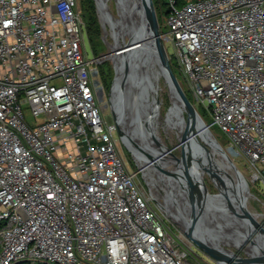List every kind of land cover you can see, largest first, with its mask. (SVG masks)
Segmentation results:
<instances>
[{
  "label": "built area",
  "instance_id": "1",
  "mask_svg": "<svg viewBox=\"0 0 264 264\" xmlns=\"http://www.w3.org/2000/svg\"><path fill=\"white\" fill-rule=\"evenodd\" d=\"M166 3L188 89L264 186V0ZM84 25L78 0H0V264H217L127 167Z\"/></svg>",
  "mask_w": 264,
  "mask_h": 264
},
{
  "label": "water",
  "instance_id": "2",
  "mask_svg": "<svg viewBox=\"0 0 264 264\" xmlns=\"http://www.w3.org/2000/svg\"><path fill=\"white\" fill-rule=\"evenodd\" d=\"M94 1L96 10L99 11L98 1ZM120 2L125 5L127 16L130 17L135 26L134 30H137L142 35V40L134 41L131 38L129 44L124 43L122 46L132 47L140 44L134 58L120 67V75L114 88L112 115L106 120L114 122L120 134L132 147L133 142L126 134V125L123 123L125 106L127 105L126 88L128 85L133 86L134 96H137L140 82L147 80L152 84V79L163 76L170 92V104L167 107L166 113L169 111H174L176 114L180 113L179 121L185 122V132L188 133V136H186L185 132L182 133L180 131V134H182L179 137L178 143L196 165L200 166L201 161L211 164L210 169L203 168L213 179L214 177L217 178L222 184L224 199L209 193L200 184L195 183L188 177L172 160L171 156L168 155L171 149L168 147L165 149L160 146L159 141L155 137H153L155 146L153 149L154 154L150 158L151 162L159 168L160 172L167 179H174L178 183V186L184 193V197L181 198L182 204H186L193 215L190 220L192 223L198 224L205 221L208 218V213L213 210H222V212L231 211L235 218L246 225L247 230L244 236L247 239H255L257 246L254 247V252H248V256H241L233 251L229 254L225 248L211 247L202 237L196 235L191 230L187 229L186 232L191 236L195 244L219 264H257V261L259 264H264V226L262 225V221L257 218L259 213L252 211L247 206L250 193L249 183L242 170L215 137L208 123L181 86L171 66L169 55L162 39L154 1L120 0ZM135 14H139L142 23H144L142 27L137 24ZM144 94L147 97L149 96L148 91H145ZM154 99L156 101V98ZM184 112H186L188 119L184 115ZM192 125H195L197 130H194ZM197 134H200L204 143L198 140ZM189 140L191 141L189 142ZM205 143L209 146L208 149L205 148ZM205 150H212V154L220 155L224 160L223 166L219 167L216 161L214 162V159L212 160L210 155L205 153ZM227 172L232 173L235 177V182L228 179ZM223 174L226 178H224ZM173 199L175 201L173 203H177V197L175 196ZM233 200H237V207L232 205Z\"/></svg>",
  "mask_w": 264,
  "mask_h": 264
},
{
  "label": "rangeland",
  "instance_id": "3",
  "mask_svg": "<svg viewBox=\"0 0 264 264\" xmlns=\"http://www.w3.org/2000/svg\"><path fill=\"white\" fill-rule=\"evenodd\" d=\"M105 4L108 6L109 10L112 12L113 15H119V8L118 3L116 0H104ZM95 2V1H94ZM161 4L157 9V17L159 21L162 22V14L165 13L167 9V3L166 0H160ZM78 7L80 8V0H78ZM161 7V9H160ZM97 11V10H96ZM100 28H101V37H100V52L98 54H108L105 58L98 64L99 68V80L101 82V90L99 92V101L103 110V113L105 115V119H108L110 115H112V96L114 98V88L117 82V79L120 75V65L121 62L118 57L111 56L110 52L114 50H119L122 48L124 43L129 44L131 41V37L128 36L126 31L119 30V34H121V39L119 40V45L115 48V38L112 34L113 28L116 27L111 25L107 21H103L101 19V16L99 14V11H97ZM102 20V21H101ZM109 24V25H108ZM161 29L164 31L166 29V26L161 23ZM85 37V45L87 49V55L90 57L94 54L90 42L86 36V33L84 34ZM163 41L165 44V47L167 49L169 59L171 66L177 75V78L183 87L184 91L188 95V97L191 99L197 110H201L204 114V119L206 122L210 120V114L205 110L204 106L200 103H197L196 99L194 98L193 93L188 89L187 85V79L185 77L184 72L182 71V68L179 66L177 54L175 47L170 40V37L168 35L163 36ZM97 55V54H94ZM113 59H112V58ZM101 66H104L106 70L109 73V79L110 83H108L109 88L106 86V82L103 80V77L101 76ZM122 66V65H121ZM156 101L154 102L155 110L161 120L159 124V130L160 135L162 139L164 140L165 144L168 148L171 149L170 155L172 160L179 166V168L185 172V174L190 177L195 183L200 184L205 190H207L209 193L224 199V193L222 189V184L219 182L217 178L214 177V179L210 176V174L204 169L206 168V164L209 165V163L205 161L200 162V166L196 165L190 157L186 154V152L183 150L182 146L178 143L179 138L177 137L176 133L168 128V116H167V107L170 104V92L168 90V86L163 78V76H159L158 80V90L155 94ZM28 118L31 119L30 114L28 113ZM184 115L188 119V116L186 112H184ZM194 130L196 129L195 125H192ZM211 131L215 135V137L220 141V143L225 146L226 144V136L224 133H222L217 127L213 126L210 127ZM185 135L188 136V133L185 132ZM115 136L118 137V147L119 150L123 156V159L126 162L127 167L130 170H137L136 179L137 182L141 188V190L145 193V195L149 198V202L151 205L156 208L164 217L166 223L169 224V226L172 228L174 232L179 234L184 238V240H192L191 236L186 232L187 229H184L182 227V224L177 221L173 215H170L166 210V205L164 207L163 204V197L164 192L162 191L164 181L163 180H156L154 179V168H146L143 163V159L140 157V155H135L132 151V147L128 144V142L124 139V137L120 134L118 129H115ZM198 140L203 142V139L201 138L200 134H197ZM191 140H189L190 142ZM196 145H198L196 143ZM132 148V149H131ZM205 148L208 149L209 146L205 143ZM237 166L242 170L246 177V173L244 171V164L242 162V159H234ZM206 163V164H205ZM204 167V168H203ZM211 173V172H210ZM213 173V171H212ZM160 177V176H159ZM162 182V183H161ZM256 188L250 186V193L247 200V206L254 212L259 213V216L261 214H264V186L260 183H256ZM158 192V193H157ZM158 195V196H157ZM174 200V199H173ZM175 202V201H173ZM183 215H185L189 220L192 218V213L189 210V212H183ZM258 216V217H259ZM262 221V224L264 225V218H259ZM208 224V227H221L219 223H211L207 220L203 222H199V225L202 224ZM218 229V228H217ZM203 234L207 237H212L217 240V242L226 250L233 251L238 253L241 256H248V251L246 250L244 245H237L236 240H229L225 239L223 236L219 235L220 233H210L208 230H204ZM194 242V241H193ZM195 244V242H194ZM194 248L198 251L199 254L203 256L208 261L213 260L211 257L207 256L206 252L202 250L197 244H195ZM197 247V248H196ZM215 261V260H213ZM216 262V261H215ZM259 264V262H256ZM217 264H219L217 262Z\"/></svg>",
  "mask_w": 264,
  "mask_h": 264
},
{
  "label": "bare ground",
  "instance_id": "4",
  "mask_svg": "<svg viewBox=\"0 0 264 264\" xmlns=\"http://www.w3.org/2000/svg\"><path fill=\"white\" fill-rule=\"evenodd\" d=\"M99 4V12L101 19L103 21L109 22L112 26L114 25L116 28L112 30V34L115 38V48L119 45V40L121 39V34H119V30H124L130 36L134 41H141L142 35L137 30H134V25L130 19L129 16H127V13L125 11V5L120 2V0H117L118 2V8L120 14L117 16L113 15L112 12L109 10L108 6L105 4L104 0H97ZM104 3V5H102ZM135 20L139 26H143L144 23H142V20L140 19L139 14H135ZM101 20V21H102ZM109 25V24H108ZM140 45V44H139ZM139 45H134L132 47H122L119 50H114L110 52L111 56H116L119 58L121 65L123 66L124 63L127 61H130L134 58ZM120 65V67H122ZM145 73V72H143ZM158 80L159 78L152 79V84H150L149 81L143 80L140 82L138 87V93L137 96H134V88L133 86L128 85L126 88V103L125 106V117L123 123L126 125V134L129 136L132 143V148L135 155H140V157L143 159L144 166L146 168H154V181L156 180H163L164 185L162 188V191L164 192L163 197V204L164 207L166 205V210L170 215H173V217L179 221L182 224V227L184 229L191 230L196 235L202 237L207 244H209L213 248L221 247L223 248L216 239L212 237H207L203 234L204 230H208L210 233H220L219 235L223 236L225 239L229 240H236L237 245H244L246 250L249 253L254 252V247L257 246V243L255 239H247L244 236V233L247 230L246 225L243 224V222L239 221L235 216L231 213V211L222 212L219 210H213L210 213H208V218L206 219L208 222L211 223H219L221 227H208V224H194L192 223L185 215H183V212H189L190 208L186 204H182L181 198L184 197L183 191L178 186V183L174 179H167L159 170L157 166L154 165V163L151 162V156L154 154L153 149L155 146V142L153 140V137H155L159 143L160 146L166 149L167 145L165 144L164 140L162 139L160 135L159 130V124L161 122L155 107V94L158 90ZM149 93V96H145L144 92ZM169 126L168 128L173 130L177 137L179 138L182 133L185 132V122H180V116L181 114H176L174 111H169L167 113ZM178 122V123H177ZM189 124V123H188ZM180 131L182 132L180 134ZM212 150H205V153L210 155L211 159H214V162L216 161L217 165L219 167H222L223 165V159L220 155L212 154ZM170 155V153H168ZM206 162V161H205ZM164 165L165 163L162 162ZM209 163V162H207ZM206 164V163H205ZM166 166V165H165ZM206 168L210 169L211 164L207 165ZM213 168V167H212ZM228 171V170H227ZM230 172V171H228ZM228 179H230L232 182H235V177L232 175V173H228ZM160 176V177H159ZM223 176H225L223 174ZM226 178V176L224 177ZM162 183V182H161ZM158 193V192H157ZM158 196V195H157ZM177 197V203H173V197ZM237 200L232 201V205L237 207ZM222 212V214H221ZM263 217L264 214H261V216L257 217L259 218ZM263 225V224H262ZM264 226V225H263ZM242 233V234H241ZM224 249V248H223ZM226 250V249H225ZM229 254H231V251L226 250Z\"/></svg>",
  "mask_w": 264,
  "mask_h": 264
},
{
  "label": "trees",
  "instance_id": "5",
  "mask_svg": "<svg viewBox=\"0 0 264 264\" xmlns=\"http://www.w3.org/2000/svg\"><path fill=\"white\" fill-rule=\"evenodd\" d=\"M153 1H154L155 9L157 12V9L161 4L159 2L160 0H153ZM80 8H81V12H82L83 19L85 22L84 30L90 42L91 48L94 54L100 55L98 53L100 52L99 44H100V37H101V28H100V23H99L97 11H96L95 2L94 0H80ZM98 71H99V68H98ZM100 71H101V76L103 77V80L106 82V86L109 88L108 83H110V80H108L109 79L108 71L106 70L104 66H101ZM113 99L114 98L112 96V101ZM203 110L205 112V109ZM199 112L204 118L203 112L201 110H199Z\"/></svg>",
  "mask_w": 264,
  "mask_h": 264
}]
</instances>
